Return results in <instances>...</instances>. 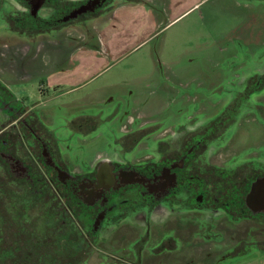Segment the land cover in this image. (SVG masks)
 <instances>
[{
    "label": "rangeland",
    "instance_id": "1",
    "mask_svg": "<svg viewBox=\"0 0 264 264\" xmlns=\"http://www.w3.org/2000/svg\"><path fill=\"white\" fill-rule=\"evenodd\" d=\"M106 14L85 29L79 25L83 31H72L78 36L71 39H0L16 50L0 51V80L9 88L0 85V96L41 112L45 132L55 135L75 171L101 157L122 158L113 147L122 132L137 129L125 138V149L141 135L130 156L148 158L155 155L149 141L161 140L165 147L187 142L210 120L201 157L205 183L226 176L224 193L249 177L250 159L264 165V0H141ZM7 118L0 110V127ZM177 124L184 125L185 135ZM80 125L86 130H78ZM149 131L154 133L146 135ZM0 179L5 187L1 169ZM19 202L0 196V212L25 209L38 216L64 209L49 196L26 199L25 208ZM214 203L210 200V208ZM188 216L187 229L174 232L170 222L153 227L160 218L153 214L149 224L142 213L117 229L97 231L94 242L78 229L69 243L66 233L47 245L45 264H69L62 252L73 255L72 264H264V218L259 223L231 221L221 212ZM156 246L164 253L153 256ZM17 255H6L13 261L8 264H32L27 253Z\"/></svg>",
    "mask_w": 264,
    "mask_h": 264
},
{
    "label": "flooded vegetation",
    "instance_id": "2",
    "mask_svg": "<svg viewBox=\"0 0 264 264\" xmlns=\"http://www.w3.org/2000/svg\"><path fill=\"white\" fill-rule=\"evenodd\" d=\"M125 2L135 5L140 0H0V39L7 35L22 41L55 36L75 38L78 35L72 31H83L79 25H84L85 29L88 24L103 21L106 13L109 15ZM14 21H17L16 26ZM89 33L94 34L93 31ZM3 47L7 51L14 49L10 43L0 44V51ZM0 110L8 117V123L0 127V169L7 178L5 187L0 179V196L21 201L18 205L22 208H25L23 201L26 199L40 201L49 196L56 200L57 208H64L60 212H40L38 216H32L25 209L8 212L5 208L6 212H0V264H8L11 260L7 256H19V252L27 253L32 264H45L50 249L47 245H54L52 242L56 243L57 238H66V233L69 243L78 229L94 242L97 235H92L98 234L97 231L107 227L117 229L119 223L132 221L142 213L149 224L154 220L153 214L156 219L160 218L156 224L152 222L153 227L167 228L170 222L172 232L178 228L187 229L190 223L187 222V226L185 220L192 212L199 215L221 212L231 221L250 218L260 223L264 218V165L257 158L248 161L249 177L242 182H232L231 187H225L224 193L222 185L228 181L226 176L224 181L217 183H205L201 179V157L209 140L206 133L213 126L211 120L205 121L208 127L204 126L202 133L200 123L198 133L187 142L165 147L161 140L149 141L155 155L148 158H131L134 150L139 149L141 135L125 149V140L137 129L122 132L120 139L113 141V147H117L122 158L94 159L77 172L74 170L77 165H71L68 156L61 152L55 135L45 132L41 112L36 115L21 101L1 96ZM175 127L178 133L185 135L183 124ZM77 129L85 131L86 126L80 125ZM151 133L154 131L146 135ZM212 199L214 208L209 205ZM165 212H169V216L161 221ZM175 215L180 218L176 219ZM125 228L130 227L125 225ZM113 231L117 234L121 230ZM116 238L114 235L113 239ZM161 243L163 246V241ZM171 246L176 247L173 243ZM154 249L158 253L154 254ZM135 250L143 252L144 248L138 246ZM167 250L166 253L170 252L169 247ZM150 252L153 256L164 253L159 246L152 247ZM61 255V260L72 264L73 255L63 252Z\"/></svg>",
    "mask_w": 264,
    "mask_h": 264
},
{
    "label": "crops",
    "instance_id": "3",
    "mask_svg": "<svg viewBox=\"0 0 264 264\" xmlns=\"http://www.w3.org/2000/svg\"><path fill=\"white\" fill-rule=\"evenodd\" d=\"M245 54H248V53H246L245 51L243 52V54H242V56H244V57H246L245 56ZM3 55V54H2ZM0 83L4 86V87H6L7 89H9L1 80H0Z\"/></svg>",
    "mask_w": 264,
    "mask_h": 264
},
{
    "label": "trees",
    "instance_id": "4",
    "mask_svg": "<svg viewBox=\"0 0 264 264\" xmlns=\"http://www.w3.org/2000/svg\"><path fill=\"white\" fill-rule=\"evenodd\" d=\"M139 1V0H138ZM141 1V0H140Z\"/></svg>",
    "mask_w": 264,
    "mask_h": 264
}]
</instances>
